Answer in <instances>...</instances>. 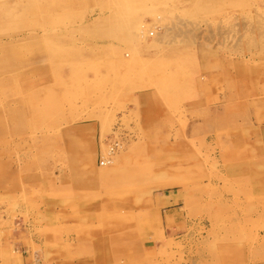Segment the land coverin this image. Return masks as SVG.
<instances>
[{
    "label": "rangeland",
    "instance_id": "374dc122",
    "mask_svg": "<svg viewBox=\"0 0 264 264\" xmlns=\"http://www.w3.org/2000/svg\"><path fill=\"white\" fill-rule=\"evenodd\" d=\"M0 264H264V0H0Z\"/></svg>",
    "mask_w": 264,
    "mask_h": 264
}]
</instances>
